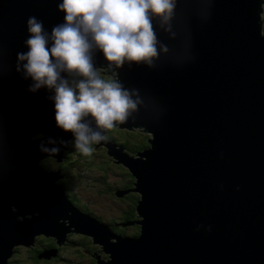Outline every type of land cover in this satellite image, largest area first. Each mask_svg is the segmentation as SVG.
<instances>
[{"label": "water", "instance_id": "water-1", "mask_svg": "<svg viewBox=\"0 0 264 264\" xmlns=\"http://www.w3.org/2000/svg\"><path fill=\"white\" fill-rule=\"evenodd\" d=\"M61 2L0 0V264L14 246L57 235L96 246L101 260L85 254L89 264H264V0H176L170 32L153 19L168 52L154 67L118 70L140 100L136 118L118 125L152 134L133 154L113 136L100 143L134 176L136 236L80 211L54 182L58 170L39 161L50 155L42 143L61 160L72 134L56 126L51 93L28 91L16 54L27 19L50 31ZM95 63L106 64L102 54Z\"/></svg>", "mask_w": 264, "mask_h": 264}, {"label": "clouds", "instance_id": "clouds-1", "mask_svg": "<svg viewBox=\"0 0 264 264\" xmlns=\"http://www.w3.org/2000/svg\"><path fill=\"white\" fill-rule=\"evenodd\" d=\"M207 2L210 7L212 0ZM57 9L63 21L50 31L37 17L27 19L26 51L17 52L16 71L31 81L30 93H51L56 126L72 134L76 151L91 156L107 131L136 118L138 92L124 86L118 70L126 64L154 67L168 52L153 19L170 32L176 0H62ZM97 53L104 66L95 63ZM40 150L52 156L60 151L43 143ZM201 228L211 231V225H199L197 231Z\"/></svg>", "mask_w": 264, "mask_h": 264}, {"label": "trees", "instance_id": "trees-1", "mask_svg": "<svg viewBox=\"0 0 264 264\" xmlns=\"http://www.w3.org/2000/svg\"><path fill=\"white\" fill-rule=\"evenodd\" d=\"M264 13V9H263ZM263 13L260 15V21H261V29L260 33L264 35V15ZM106 136H113V142L120 143L122 142V147H128L131 146L130 154H133L137 152L138 150L149 146L148 134L143 132V130L133 127V128H120L115 127L112 130H109L105 133ZM73 136L68 141V145L66 148L62 151V160H55L56 158L54 156H44L42 159H40V163L45 169H57L58 173L62 176H59L55 179V183H58L62 185L64 188V194L68 196V199L71 203L75 204L77 207L81 208L82 210L91 213L88 208L78 200L76 195L73 192V183H74V174H71V171L73 170L75 173L78 172V176L84 175L87 178L90 176V174H95V172L100 173L99 176L101 178L102 184L104 185L103 189H107L106 192H114L116 190H123L125 193L123 194L120 199L123 198V206L121 207L122 210H120L118 216H111L108 217V220L106 223L111 226H114L117 231L123 232L125 235H131L136 236L139 234V228L137 225L134 224V221L137 219L136 213H135V206H136V200L138 197V193L133 188V181L134 176L132 173L127 169L126 166H124L122 163L115 162L112 157L107 156L106 146L104 145H93L94 151L91 156H84L80 154L78 151L75 150L73 145ZM53 163V165H52ZM74 167V169H73ZM115 170H117V175H119V179L115 181L108 182L103 177L106 175L107 172L116 173ZM84 179V178H83ZM113 192V193H114ZM119 197V196H118ZM129 222V224L126 223ZM126 223L125 225H123ZM132 229V231H131ZM76 242V241H73ZM75 246L79 250V253L85 254L83 252V248L85 249H93L91 245L84 246L81 242H76ZM50 243H48V246ZM15 247V246H14ZM13 247V249H14ZM55 253L56 247H51ZM34 250V257H37V254L40 252L38 251V248H33ZM37 251V253H36ZM40 254V253H39ZM57 256V253L55 254ZM55 256V257H56ZM81 258L80 254H77ZM43 264L44 262L41 261Z\"/></svg>", "mask_w": 264, "mask_h": 264}, {"label": "rangeland", "instance_id": "rangeland-1", "mask_svg": "<svg viewBox=\"0 0 264 264\" xmlns=\"http://www.w3.org/2000/svg\"><path fill=\"white\" fill-rule=\"evenodd\" d=\"M260 7H261L260 8V14H262L263 9H264V2L260 3ZM263 15H264V13H263ZM117 127L124 128L123 126H120V125H117ZM131 128H133V127H131ZM139 129L143 130V132L148 134L147 136L152 137V134L148 129H144V128H139ZM30 137L34 138V137H36V135L30 136ZM100 145H102V144H100ZM107 156L112 157V159L115 162L121 163L119 160H117L116 158H114L112 155H110L108 153H107ZM73 169H74V167H73ZM52 170L54 172L57 171V169H52ZM115 172L116 173L107 172L103 178L110 183H111V181L118 180L119 179V175H117L118 171L115 170ZM71 174L72 175L74 174L73 178L75 179L74 183H73L74 194L76 195L78 200H80V202L88 208V210L91 213L79 209V207H77L75 204H74V206L77 207L80 211L88 213L89 215L95 217L97 220H99L100 222H103L104 224H106L108 226V228H110L111 225L110 224L108 225L106 223V221L108 220V217L119 215V213H120L119 211L122 210L121 207L124 204L122 201L123 198L120 199V197L123 196L125 191L116 190L114 192V190H113L114 193L113 192H106L107 189L106 190L103 189L104 185L102 184L101 178L99 176L100 173H98V172H95V174L94 173L90 174V176H88L87 178H85L86 176L81 175V173H80V176H78V172L75 173L73 170L71 171ZM138 198H139V195H138L137 199ZM135 213L137 215V219H141V216L138 215L139 213L137 212L136 209H135ZM26 217H30V215H26ZM21 218H22V216H21ZM126 223L129 224V222H126ZM126 223H124L123 225H125ZM134 224L138 226L139 232H140V224L136 223V222H134ZM125 226H127V225H125ZM110 230H112V229L110 228ZM131 231H132V229H131ZM30 237H29V235H27L26 240H29ZM62 239L64 241L73 240V241L79 242L80 244H81V242L83 243L84 241H87L86 237L57 235L56 242L57 243L59 242L58 244H60L62 242ZM76 242H70V246L68 245V247H65V249H62L61 258L58 260L59 264H89L87 261L86 255L79 253V250L76 248L77 246H75V248L72 247L75 244H77ZM91 246L94 248L93 245H91ZM77 254H80L81 258L79 256H77ZM99 254L101 255V252H99ZM20 257H22V256H20ZM21 262H23V261H21ZM23 263L25 264V262H23Z\"/></svg>", "mask_w": 264, "mask_h": 264}, {"label": "flooded vegetation", "instance_id": "flooded-vegetation-1", "mask_svg": "<svg viewBox=\"0 0 264 264\" xmlns=\"http://www.w3.org/2000/svg\"><path fill=\"white\" fill-rule=\"evenodd\" d=\"M62 159L63 158H61V160ZM110 228L112 229V231L119 233L120 235H123V236L125 235L123 232L117 231L114 226H110ZM125 236H131V235L126 234ZM42 240L43 239L33 237L31 240L32 244L24 245V246H15L11 255L7 258V264H24L23 262H25V264H42L41 261L44 262L43 264H59L58 260L61 258L62 249H65V247H68V245L70 246V242H73V240L64 241L62 239V243L58 244L59 242L57 243L56 241L55 243H53L50 241H46V240L42 241ZM48 243H50L49 246H48ZM83 244L85 243L83 242ZM88 245L89 244H85L84 246L88 247ZM52 246L56 247L55 253L53 249L51 248ZM33 248L39 249L38 251H40L39 252L40 254L39 253L37 254L38 258L34 257L33 254H34L35 249ZM82 250L85 254H88L91 256L92 262L101 260V255L99 254V252H96V246H94V248L90 250L88 248L85 249L84 247ZM56 253H57V256L55 255Z\"/></svg>", "mask_w": 264, "mask_h": 264}, {"label": "bare ground", "instance_id": "bare-ground-1", "mask_svg": "<svg viewBox=\"0 0 264 264\" xmlns=\"http://www.w3.org/2000/svg\"><path fill=\"white\" fill-rule=\"evenodd\" d=\"M62 243V242H61ZM30 244H32V241L30 240V241H28L25 245H30Z\"/></svg>", "mask_w": 264, "mask_h": 264}]
</instances>
